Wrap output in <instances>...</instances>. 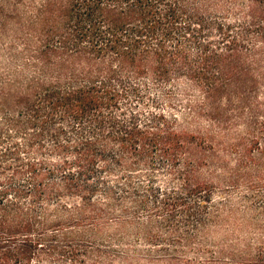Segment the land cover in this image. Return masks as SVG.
I'll return each mask as SVG.
<instances>
[{
    "label": "trees",
    "instance_id": "obj_1",
    "mask_svg": "<svg viewBox=\"0 0 264 264\" xmlns=\"http://www.w3.org/2000/svg\"><path fill=\"white\" fill-rule=\"evenodd\" d=\"M42 9L35 46L28 44L21 54L31 60L12 83L0 86L3 126L25 134L24 144L0 151V264L78 257L77 250L51 242L57 236L50 232V205L73 199L80 208L57 210L56 217L96 222L98 190L91 178L98 168L110 172L112 144L119 148L114 163L123 169L148 163L154 151L170 156L181 189L166 195L158 209L169 225L178 209L186 224L200 218L203 206L185 203L205 191L203 183L193 182L199 138L181 134L186 158L177 171L178 154L162 145L161 116L145 125L139 112L118 119L117 111L142 100L135 81H186L202 97L190 111L219 118L224 132L232 124L231 106L223 101L241 97V162L264 175V0H46ZM70 133L78 136L74 143L67 140ZM49 134L57 159L41 155ZM111 192L106 188L108 198Z\"/></svg>",
    "mask_w": 264,
    "mask_h": 264
},
{
    "label": "rangeland",
    "instance_id": "obj_2",
    "mask_svg": "<svg viewBox=\"0 0 264 264\" xmlns=\"http://www.w3.org/2000/svg\"><path fill=\"white\" fill-rule=\"evenodd\" d=\"M45 4L46 0H0V86L12 83L22 65L31 60L21 54L28 44L35 46L37 21L39 15L46 14L42 9ZM32 74L27 72L26 77ZM132 84L140 89L142 100L133 99L128 110L122 105L125 113L123 109L116 116L126 121L130 114L139 112L142 125L150 124L153 115L161 116L162 145L178 154L177 171L186 158L179 149L181 134L199 138L194 141L200 147L193 152L196 159L192 162L196 160L200 168L193 182L203 183L205 191L185 203L203 206L200 218L186 224L182 209H178L175 224L169 225L166 213L158 209L166 195L181 189V181L171 170L170 156L154 151L148 163L123 169L114 163L119 148L112 144V154L106 160L110 172L98 168L91 178L98 190L93 195L96 222L57 218V210L76 209L79 204L73 199L53 200L50 205V232L57 236L51 242L77 250L78 257L47 255L42 264H171L172 259L175 264H264V175L241 162V97L223 101L231 106L227 122L232 124V129L224 132L219 118L190 111L191 106L200 107L202 97L186 81L161 84L143 79ZM2 118L0 115V133L3 130L5 138L0 141V151L13 143L24 144L25 134L10 132ZM76 135L70 133L67 140L74 143ZM44 144L42 158L57 159L50 134ZM24 152L22 158L28 160ZM106 188L112 190L110 198ZM85 216L88 220L92 214L89 211ZM62 233L71 234L59 237Z\"/></svg>",
    "mask_w": 264,
    "mask_h": 264
}]
</instances>
